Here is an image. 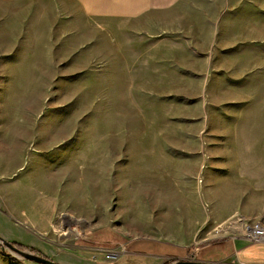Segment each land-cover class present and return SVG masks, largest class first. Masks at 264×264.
I'll list each match as a JSON object with an SVG mask.
<instances>
[{
    "label": "rangeland",
    "instance_id": "374dc122",
    "mask_svg": "<svg viewBox=\"0 0 264 264\" xmlns=\"http://www.w3.org/2000/svg\"><path fill=\"white\" fill-rule=\"evenodd\" d=\"M252 221H264V0L126 18L0 0L2 238L58 264H171ZM0 264L40 263L0 245Z\"/></svg>",
    "mask_w": 264,
    "mask_h": 264
},
{
    "label": "crops",
    "instance_id": "0c3cea01",
    "mask_svg": "<svg viewBox=\"0 0 264 264\" xmlns=\"http://www.w3.org/2000/svg\"><path fill=\"white\" fill-rule=\"evenodd\" d=\"M86 13L132 17L146 8L171 4L177 0H79ZM221 245L206 244L196 259L223 264H264V241H248L232 237Z\"/></svg>",
    "mask_w": 264,
    "mask_h": 264
},
{
    "label": "water",
    "instance_id": "95a60500",
    "mask_svg": "<svg viewBox=\"0 0 264 264\" xmlns=\"http://www.w3.org/2000/svg\"><path fill=\"white\" fill-rule=\"evenodd\" d=\"M264 241V239L260 240ZM0 245L5 246L11 253L14 255L22 258V259H27L31 261L38 262L40 264H58L57 262L53 261L52 259L39 255V254H34L33 252L30 251H24V250H19L13 242L7 241L4 238L0 236ZM171 264H223L219 262H214V261H205V260H183V259H177L176 261L172 262Z\"/></svg>",
    "mask_w": 264,
    "mask_h": 264
},
{
    "label": "built area",
    "instance_id": "2783aa9c",
    "mask_svg": "<svg viewBox=\"0 0 264 264\" xmlns=\"http://www.w3.org/2000/svg\"><path fill=\"white\" fill-rule=\"evenodd\" d=\"M241 237L248 241L264 239V221H252L247 224L241 233Z\"/></svg>",
    "mask_w": 264,
    "mask_h": 264
},
{
    "label": "trees",
    "instance_id": "16d2710c",
    "mask_svg": "<svg viewBox=\"0 0 264 264\" xmlns=\"http://www.w3.org/2000/svg\"><path fill=\"white\" fill-rule=\"evenodd\" d=\"M13 244H14L19 250L30 251V252H33L34 254L42 255V254H41L36 248H34V247L26 246V245H23V244H21V243H17V242H13Z\"/></svg>",
    "mask_w": 264,
    "mask_h": 264
}]
</instances>
